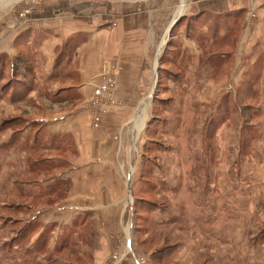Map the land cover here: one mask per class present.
<instances>
[{"label": "rangeland", "instance_id": "rangeland-1", "mask_svg": "<svg viewBox=\"0 0 264 264\" xmlns=\"http://www.w3.org/2000/svg\"><path fill=\"white\" fill-rule=\"evenodd\" d=\"M226 1L0 0V24L5 23L14 31L45 29L51 32L50 27L61 22L70 23L80 17L81 20L105 19L108 23L102 29L110 34L96 40L94 45L84 46V60L92 65L100 64L101 68L94 71L93 90L87 98L75 90L81 81V69L78 62L72 65L70 61L68 66L58 70L59 74L52 77L46 88L53 89L51 96L46 90H41L30 92L12 103L0 104V264H241L236 261L234 253L240 246L232 243L229 232L221 239L198 234L194 212L187 201L188 190L183 187L166 190V187L158 184L154 175L156 164L165 171L169 169L170 172L172 168L171 175L178 179L188 162V167L199 173L200 165L206 168V163L215 159L214 152L224 157L232 150L237 153L234 166L239 169V193H246L247 183L252 179L258 183V177L264 175L261 173L264 170V93L258 90L264 54L260 62L254 65V71L247 72L248 63L264 40V31L254 29L260 18L264 21V0H237L242 9L227 14L210 12V9L213 11L225 6ZM73 9H77L80 16L74 18ZM194 11L199 13L191 15ZM180 12L178 22L169 31L170 23ZM137 21L151 24L153 28H148L142 34L130 30L128 23ZM186 33L204 39L200 43L202 57L215 69L213 77L201 84L195 85L194 79L187 77V73L194 70V60L197 63L199 60L189 54L182 56L180 39ZM152 34L156 36L151 41ZM154 39L158 41L160 49L159 65L154 70V93L144 101V110L118 109L123 105L118 94V77L126 71V59L139 57L138 46L143 41L149 49L146 51L147 58L155 64L157 50ZM170 40L172 42L168 46ZM19 45L20 52L30 49L26 42L22 41ZM79 47L77 41L70 39L64 47L65 58H69ZM60 54V50L56 51V58ZM16 56L10 57L11 61L5 68L8 77L2 85L16 80L12 73ZM237 65L240 69L247 68L244 76L238 79L234 76ZM18 79L27 85L31 81L30 76ZM107 80L111 84L108 95H114L118 100L115 104L108 98L102 102L96 100V87ZM65 90L68 91L61 92ZM60 95H63L62 102L60 98L56 99L58 101L54 99ZM152 104L154 109H151ZM103 105H108L105 114ZM116 108L118 110L115 111ZM82 111L90 115L91 128L95 132L112 131V137L100 144L107 154L110 153V164L116 167L129 164L132 167L130 173L132 169L133 172L130 183H127L125 198L110 207L96 205L92 198L85 196L82 181L88 177L90 181L97 180L100 175L96 169L80 173L79 190L75 193L79 202L73 211H66L61 209L71 202L72 182L65 172L70 170L69 160L75 161L78 148L69 138L62 146L53 149L46 138L50 134L37 120ZM109 114L112 117L108 120ZM142 116L143 130L138 133L136 130ZM114 117H118L119 122H112ZM36 123L39 125L34 126ZM31 124L38 139H35V133L27 140L21 139L20 142L24 143L21 149L26 151L25 158L21 157L16 165L8 164L12 159L11 156L8 159V156L14 151V148L6 149L10 135ZM147 125L151 127L146 130ZM115 128L120 132H116ZM128 129L132 131L126 133ZM200 133L205 137L202 148L197 140L195 144L190 141L194 137L197 139ZM216 133L220 136L215 142ZM223 135H227L226 138ZM20 142L15 143L16 152L21 150ZM95 144L99 147V142ZM199 149L201 152H198ZM185 150H190L189 158L187 154L185 157L181 154ZM253 157L257 167L251 174L248 161ZM100 159L103 161L104 156ZM34 164L39 168H32ZM141 164L146 166L142 174L138 172ZM201 172L206 177V172ZM225 175L229 178L230 174H223V178ZM104 176L108 181L112 178L110 184L116 187L125 180L121 172ZM232 178L234 180L233 175ZM139 179L140 189H137ZM58 181L61 185L56 187L54 183ZM224 181L226 187L231 183L227 178ZM255 192L261 193L259 197H262L263 192ZM224 199H227L225 194ZM146 202L152 203L151 206ZM168 207L182 213L180 219L176 218L173 222L175 224L167 225L166 219L157 220L160 217H156V211L163 213ZM74 210L78 211L77 214ZM75 216L78 219L75 220ZM31 222L35 225L31 237L25 239L24 243L11 245L16 231ZM254 224L255 233L251 240L257 244L264 240V223L260 221ZM249 229V233H252ZM41 231H45L43 240L46 248L36 244ZM243 231L247 232L240 230ZM189 239L196 241L197 246L191 255L187 254L180 261L173 253Z\"/></svg>", "mask_w": 264, "mask_h": 264}, {"label": "crops", "instance_id": "crops-1", "mask_svg": "<svg viewBox=\"0 0 264 264\" xmlns=\"http://www.w3.org/2000/svg\"><path fill=\"white\" fill-rule=\"evenodd\" d=\"M239 9L242 8L237 0H227L225 6L220 7V9L215 8L213 11L210 9V12H214L217 14H227L229 12L231 13ZM76 10L77 9L72 12L73 16H75L74 18L80 16V13ZM199 11L201 12V9ZM198 13V11H194L193 13H191V15H195ZM180 14H182V12L176 14L174 20L170 23L168 27L169 30L170 28H172L174 22L180 16ZM79 18L80 17H77V19H73L72 21H70V23L61 22L60 24L54 25V27H50L51 32H47L45 29H42L40 31L30 30L27 39V45L28 47H30L33 54L34 73L30 75L31 80H33L32 87L28 91H25L24 88L17 89L15 86H11L3 92L1 88L4 85L2 84L3 81L6 80V77H8L6 76L5 71V75L0 78V104L12 103L20 99L21 97L23 98L27 94H30V92L32 93L36 91L46 90V88L49 87V84L52 81V77L58 75V70L60 68H63V66H68L67 64H70V61L72 65L78 62V68L81 69V81L77 89L75 90H77V92L85 98H87L88 95L92 93V86L95 81L96 75V72L94 71L96 69L101 70V68L100 64L92 65L84 60L85 58L83 57V49L84 46H87V44L94 45L96 43V40L110 36L108 31L105 32V30L102 29V26L107 24L108 21H105V19H102L101 21L99 19L81 20ZM261 19L262 18H260L259 22L255 24V30L264 31V21H262ZM99 28H101L102 30L100 29L101 31H99ZM128 28L130 30L139 31V33L142 34L143 31H146L148 28L153 27L151 26V24H148L146 22L137 21L135 23H128ZM23 31H14L13 29H11V27H7L5 23L0 24V55L6 53L10 57H12L18 53L20 46L19 44L24 38V35H21ZM154 34H152V37L150 39L151 41L153 37L156 36ZM203 36L204 38H207V35L205 33H203ZM181 37L182 38L180 39V41L182 43V56H187L189 54V56H192L193 59L197 58L199 60V63H197L198 61L196 62L194 60V67H191H193L195 71L193 70L192 73H187L188 79L190 80L192 77L194 79V84L197 85L203 83L206 79L213 77L215 69H213V66L209 62H205V57H202L203 50L200 43L204 39L200 40L197 37H194V35H190L187 33ZM70 39L73 42L77 41V47H80L79 49L76 48L74 53H72L69 58H65L63 53L66 49L64 47H66V43ZM156 39H154L153 42L154 47H156L157 50V58L155 64L151 63V61L147 58L146 54H148V52L146 51H149V49L148 47L146 48V43H144L143 41L138 46L139 57L135 56L134 59H126V66H124L126 71L124 73H121L118 77V94L123 103V105L118 107V109L121 108L122 110L135 111L142 108V110H144V106H146V104L144 105V101L149 95L154 93V70L156 71V68H158V62L160 57V49H158L159 44ZM263 41L264 40H262L261 45H259V50L256 52L255 56L252 57L250 62L248 63V69H240V67L237 65L234 71V76L237 79L242 78L244 76V70L246 69L247 72L252 69L254 71V65L262 59V55L264 54ZM252 46L254 47L255 44H252ZM58 50H60L61 54L60 57L56 58V51ZM81 51L82 55L80 54ZM240 51L241 49L239 50V52ZM150 64L153 65L151 66ZM181 77H184V75H181ZM259 79L260 81L258 85V90H260V93H264V66L262 68V74L260 75ZM188 83H190V81ZM253 83H255L254 80ZM191 84L193 85V82ZM190 86L188 87L190 88ZM253 89L254 86L252 87V90ZM16 91L17 94L15 93ZM46 91L50 93L51 96L53 89L50 88ZM66 91L68 90L61 92L65 93ZM14 93L16 94V96L19 95V97L14 96ZM62 96L63 95H60L54 99L56 100L60 98L59 101L62 102ZM118 109L116 108L115 111ZM151 109H154L153 104L151 105ZM111 113H113V111ZM110 114L108 120L112 117ZM112 119V122H119L120 120L118 117H114ZM37 122H42V124L46 127V133L48 131L51 139L49 136H46V138L50 141L49 145L53 146V149L62 146L65 140H69V138L70 140H72L73 144L76 145L78 148L79 153L75 161L69 160V162L71 163V167L69 171L65 172L68 174L66 175V177L68 179L70 178L72 182V194L70 195L71 202L67 206L64 205L65 207H63L61 210H72L76 207L75 204L77 205L79 202V197H75L77 196V194L75 193H78L77 191L79 190L80 185L79 175L80 173H89V171H91L90 169L92 168H95L96 172L100 175L97 180H101V182H98L97 180L90 181L89 177L86 178L85 181H82V184L84 185L85 192H83L85 193V196L92 198V200L95 201L94 204L105 207L116 205L125 198L127 186L130 183L133 169L130 173L132 167L129 164L126 165L125 163H123L119 167L110 164V153L107 154V150H104L100 145L103 144V142H105L107 138L112 135V131L105 130L100 133L95 132L94 129L91 128V117L85 111H82L81 113H69L63 116H56L53 118L41 117L37 120ZM220 124L222 123H219L218 125ZM36 125L39 124L36 123L34 126ZM34 126L31 124L28 127L14 131L10 135L6 149L14 148V151H11L8 156V159H11L12 157V159L8 161V164H17L19 162L18 160L21 157L25 158V149H21L20 147L21 150L19 152H16L15 143L20 142L21 139H29L31 134L33 133H35L36 138H38V134L32 130V127ZM150 127V125H147L146 130ZM142 130L143 116L141 117V121L136 132L141 133ZM115 131L120 132V129L115 128ZM131 131H129L128 129L126 133H129ZM218 136H220L219 133H216V137H214L215 142ZM226 136L223 135L224 138H226ZM206 138L208 139L207 136ZM204 139V135L200 133L197 139L194 137L191 138L190 141L195 144V141L197 140L199 147L202 148ZM95 142H99V147H96L97 145L95 144ZM127 149L128 148L123 150L126 152ZM198 152H201L200 149ZM181 154L183 155V157H185L184 155L187 154V158H189L190 150H185L184 152H181ZM215 154L216 152H214L215 159L212 162H207L206 168H202V166H204L203 164L198 167L199 173H196L191 170V168L188 167V162V164L186 165V170H184L185 167L182 168V172H180L178 179H176V176L173 177V174L171 175L172 168L170 173L169 169L165 171L164 169H162V167L156 164L155 166L153 165L154 175L157 176L158 184H162L163 187H166V190H174L177 189V187L178 189H180V187H183V189L188 190L189 194L187 201L191 209H193L194 222L197 225L196 227H198V234H200V236L204 235L205 237L221 239L224 237L226 232H229L231 235L230 237L232 243H234L238 247L240 246L234 252L236 261H240L241 264H264V240L257 242V244H253L251 240L253 237V233H255V224H252L255 222L258 224L260 221H263L264 223V170L261 172L263 177H258V183H255V181L252 179V181L250 183H247L246 185V193H239V169L237 168V166H234V161L235 159H237V153L232 150V152L230 151L229 154H227V156L225 155L224 157L223 155L217 156V154ZM102 156H104L103 161L100 159ZM222 158L226 160L223 161ZM228 158L230 159V161ZM248 165L250 167L248 170H251V172L249 173L253 174L257 167V163L255 162L254 157L253 160L248 161ZM201 169L206 172V177L203 176V172H201ZM144 170H146V166L142 164L139 165L138 172L142 174ZM111 172H121L125 175V180L118 183L117 187L113 184H110L113 181L112 178L108 181L104 176L105 174ZM176 173L177 171H175L174 175H176ZM228 173L231 176L229 175L228 178V175H225V177L223 178V174ZM232 175L234 177V180H232ZM225 178L231 181L230 184H227L228 187H226L224 184ZM139 181L140 179L138 180L136 186L137 189H140ZM222 190H225L224 194L227 196V199L223 200L224 194L222 193ZM255 190H260L261 192H263L262 197H259V194L261 193L256 194ZM217 191L219 192L216 193ZM257 195L258 197H256ZM222 203L224 204L223 206H221ZM134 210L135 208L133 204V211ZM77 212L78 211H76L75 213L77 214ZM157 212L158 211H156V213L154 212L156 217H160L157 220L164 221V219H166L165 222L167 223V225L175 224L173 222H175L176 218L180 219V216L182 214L181 212L179 213L175 211V209H173L172 207L166 208V211L163 212L164 214ZM183 217L185 218L184 213ZM249 228H251L252 233H249ZM129 229L130 227L128 228V230ZM240 230H247V234L244 233V231L240 232ZM129 237L130 234L128 238ZM262 237H264V233H262ZM261 242L263 243L261 244ZM196 246V241L189 239L188 242L178 246V248L173 253V256L177 257L178 259H180V261H182L184 256H186L187 254L191 255V252L194 251Z\"/></svg>", "mask_w": 264, "mask_h": 264}, {"label": "trees", "instance_id": "trees-1", "mask_svg": "<svg viewBox=\"0 0 264 264\" xmlns=\"http://www.w3.org/2000/svg\"><path fill=\"white\" fill-rule=\"evenodd\" d=\"M213 26H215L214 23H213ZM29 33H30V30L21 33V35H24V38L22 39V41L24 40L23 42L27 43ZM171 42H172L171 40L168 42V46L170 45ZM28 52H30V49L28 51H23V52L18 51L16 59L13 60V70H12L13 76L16 78V80H9V82L7 84L2 86L1 90L3 92L6 91L8 89V87H11V86H15L17 89H20V87L21 88L25 87V90H27V91L32 87L33 80H31L29 85H27V83H24L23 81H19V79H18V78H22V79L27 78L28 76H30L31 74L34 73L33 54H32V51L30 53H28ZM10 61H11V59H10V56L8 54L4 53V54L0 55V78H2L5 75V68ZM15 93L17 94V91ZM15 93H14V96H16ZM16 97H19V95ZM35 139H36V137H35ZM23 145H24L23 142L19 143V146H21V148ZM30 167H31V165H30ZM37 167L38 166L35 164L32 165V168H37ZM54 184L56 185V187L61 185V183H59V181L57 183H54ZM146 204L148 206H151L152 203L146 202ZM134 208H135V204H134ZM76 219H78V218L76 217L75 220ZM34 226H35L34 223L31 222V223L26 224L23 227V229L16 231V234L12 238V241L10 242V244L12 245L16 242L17 243H24L25 242L24 240L29 239L31 237V235L33 234ZM39 235L40 236H39L36 244L39 243L40 246H43L46 248V243L43 240V238L45 237V231H41V233ZM41 240H43V243H41L42 242ZM49 264H58V263L50 262Z\"/></svg>", "mask_w": 264, "mask_h": 264}, {"label": "built area", "instance_id": "built-area-1", "mask_svg": "<svg viewBox=\"0 0 264 264\" xmlns=\"http://www.w3.org/2000/svg\"><path fill=\"white\" fill-rule=\"evenodd\" d=\"M21 16L23 17L24 14H22ZM110 86H111V84H110L109 80H107V81L102 82L101 84H99L96 87L95 96H96V100L98 102H100V101L102 102L104 98L110 99V101H111L112 104H115L118 101L117 98L114 95H108V91H109ZM107 106L108 105H103V107H104L103 108V113L104 114L106 113V109L105 108ZM93 125H94V119H93Z\"/></svg>", "mask_w": 264, "mask_h": 264}, {"label": "water", "instance_id": "water-1", "mask_svg": "<svg viewBox=\"0 0 264 264\" xmlns=\"http://www.w3.org/2000/svg\"><path fill=\"white\" fill-rule=\"evenodd\" d=\"M180 16H181V15H180ZM178 20H179V18H178V19H177V20L174 22V24H175V23H177V22H178ZM170 30H171V28H170ZM170 30H169V31H170Z\"/></svg>", "mask_w": 264, "mask_h": 264}]
</instances>
